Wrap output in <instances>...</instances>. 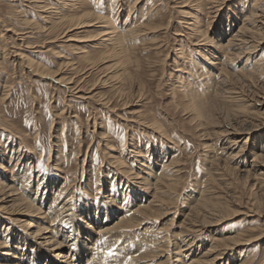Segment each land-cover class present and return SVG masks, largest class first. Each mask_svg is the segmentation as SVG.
Masks as SVG:
<instances>
[{
	"label": "rangeland",
	"instance_id": "rangeland-1",
	"mask_svg": "<svg viewBox=\"0 0 264 264\" xmlns=\"http://www.w3.org/2000/svg\"><path fill=\"white\" fill-rule=\"evenodd\" d=\"M78 1L74 6L76 12L86 9L87 12H96L98 15L106 13L108 0H100V5L97 4L99 0ZM181 1L125 0L119 23L126 17L132 22V13H140L139 7L143 6L149 13L157 14L152 24L158 25L159 29H148L142 36L138 34L134 40L137 41L135 45L128 42L135 47L131 49L133 54L127 56L125 62L122 59L124 63H119L111 55L113 46L107 47L110 45L101 41L106 37H101L100 34L97 41L91 39L88 43L76 42V37L80 40L86 35L97 36L101 31L103 23L97 20L95 22L94 17L88 18L93 25L59 35L62 30L59 29V15L56 13L68 12L62 0H0V183L5 182L7 174L11 175L10 178L19 174L20 177L26 175V181L20 180L18 183L16 196L26 197L27 201L33 200V204H37L29 193L30 190L37 187L36 182L43 181L46 177L55 179V193L60 210L53 214L52 219L47 217L51 220L48 221L50 225H65L64 220L80 212L81 206L89 202L111 205L117 212L130 202L129 196L132 193L136 196L137 193H142L146 197L144 205H131L132 211L137 208L139 210L130 223L121 227V237L112 246L118 250L125 239L132 241L137 238L136 241H139L141 237L152 233L157 238L152 244L155 245L153 251H150L152 256L155 253L158 255L155 259L149 257L153 260L142 258L137 262L139 264H161L165 260L168 264H175L178 247L174 242L179 239L180 245L186 243L181 241L184 236H179V232L181 229L187 230L194 222L193 217L197 216L196 204L203 199L221 204L226 201L227 204L224 203L230 204L232 213H224L223 217L226 219L214 227L215 231L211 226L201 233L204 244H216L217 235H240L238 245L222 251V264H227L228 259L230 264H264V149L260 151V147L253 146L264 141V125L261 124L264 122V115H247L244 112L234 114V111L241 110L249 102L236 99L231 93L230 99L226 96L229 94H225L218 100L215 96L217 88L212 93H206L199 83L202 77L195 78L193 73H185L189 72L190 66L183 63V54L192 62V59L199 56L198 50L206 43L203 38H199L194 23L190 25L191 17L183 11L187 9L193 11V15L201 16L203 13L195 5L190 6V9ZM231 2H237L241 8L242 5L252 6L255 0H226V7ZM259 5L257 9L263 14L261 10L264 8V0ZM260 19L259 17L257 20ZM209 21L207 36L214 30L217 18L214 15ZM251 23L254 24L253 21ZM73 37L75 41L68 40ZM99 41L103 44L98 45V48L95 43ZM7 44L10 48L8 51L5 50ZM81 47L88 50V57L98 60L96 68L87 63V54ZM20 53L38 61L46 70L57 71V77L72 78L81 85L83 91H70L64 84L58 83L57 78H51L50 73H46L45 77L29 73L27 65L17 55H21ZM100 54L105 57L99 56ZM261 54H264V41L247 64H253L254 58ZM83 56L86 58H82ZM242 59L234 61L235 65L232 67L228 66L231 71L240 74V77L244 76L243 72L238 73L245 62ZM108 65L109 68L113 67L112 71L106 68ZM104 67L108 70L105 71ZM193 69L194 67L192 71ZM261 73L252 75L251 80L242 79L243 81L236 75L233 80L228 81L230 92L255 94L254 91L260 89L256 83L264 82V73ZM221 77L220 72L219 80ZM262 91L264 90L260 89L255 97L264 100ZM205 98L206 101H211L213 116L209 117L212 121L205 115L197 116L194 112L195 103L206 102ZM212 105L217 110L219 108L220 113ZM228 109L233 110V114H227ZM223 110H226L225 113ZM220 114L222 117L227 114L228 120H223ZM230 119L236 127L231 125ZM153 121L161 124L163 129L153 126ZM257 124H261V127L256 126ZM225 129L230 130L232 135H227ZM234 134L239 137L236 141L230 137ZM246 136L249 137V142L244 146ZM161 146L167 147L171 153L163 159L169 165L167 172L173 171L178 179L172 175L165 177L161 174V168L155 171L158 179L161 177L159 180L154 177L155 174L148 176L145 173L153 165V153L150 151ZM261 153L263 154L259 155ZM19 157L22 159L19 160ZM240 157L243 159H239ZM253 161L256 166L262 165L261 169L254 166ZM144 164L150 168H146ZM146 177L154 185H145L143 179ZM20 179L23 180L22 177ZM173 179H176L174 191L169 187V183L174 182ZM42 184L43 188L47 183ZM128 187L131 192L127 191V197L120 199L116 194L117 190H128ZM6 196L0 195V200L3 199L6 203L5 206L0 203V255L8 248L9 240L4 237L8 238L9 232L13 234L14 231L31 233L34 226L31 227L29 221L36 219L38 214L35 209H27L23 202L18 203L17 199L11 201ZM43 208L46 209L45 205ZM198 217L200 216L197 219L201 223L202 218ZM198 240L199 238L196 241Z\"/></svg>",
	"mask_w": 264,
	"mask_h": 264
},
{
	"label": "bare ground",
	"instance_id": "bare-ground-1",
	"mask_svg": "<svg viewBox=\"0 0 264 264\" xmlns=\"http://www.w3.org/2000/svg\"><path fill=\"white\" fill-rule=\"evenodd\" d=\"M62 1H63L64 5H66L68 12L66 14H62L63 12H60V11L56 13L57 16L59 15L57 17L59 20V21L57 20L59 23V27H60L59 29L62 30V31L59 30V31H61L59 33V35L62 33L63 34L66 33V31H72L74 29H76V31H78L79 28H86V27L93 25V24H91V20H89L88 18L94 17V21L97 20V21H100L103 23L102 24L103 26L100 25V26H102V27H100L101 31L97 34V36L100 34L101 37H106V38H103V40H101V41L106 42L108 45H110V46L105 45V47L106 46L107 47L113 46V48H111V51H110L111 55L116 57L119 60V63L120 62L124 63L125 61H127L126 57L129 56L130 54H133V53H131L132 52L131 49L133 47L132 44L135 45V43L137 42L134 40H136V36H138V34H141V36H142L144 34V32H146L148 29H152L153 31L159 29L158 25H153L154 23L152 24V22H153L152 20H154L153 18L157 14L153 15V14L149 13L148 11L144 10L145 8L143 6L139 7V9H141L140 13L139 12H138V14H137V12L132 13V14H134L133 15L134 17L133 18L131 17L132 22H130L128 20V18L126 17V19L124 21L119 23L118 19L121 16L122 9L125 5V3H123V2L125 0L124 1H122V0L121 1L120 0H108L107 5L105 6V9H106L105 15L104 14L98 15V14H96V12L95 13L87 12L86 9L80 10V12H76V11H74V6L76 5L78 0H62ZM237 2H233V3L231 2V4H229L228 7H226L227 6L226 0H182L180 2L182 4L185 3L183 5H185L187 7L195 5L196 8H199V10L201 11V14L203 13L201 16V15H198L197 13H196L197 15H193L194 14L193 11L191 12V11H188L187 9H184V11H183L185 13V15L191 17L192 22L189 21L190 25L194 23V25L196 26L195 30L199 32V35H200L199 38H201V40L203 38V41H205V43H206V44L204 43L205 46H203L200 50H198L199 56L192 59V62H189V60H187V57L183 54L184 58L186 57V59L183 58V63L186 65L188 64L190 66L189 72L187 71L185 73L188 75H190V73L191 74L193 73L192 76H194L195 78L202 77L201 78L202 81H200L199 83L201 84L202 87H204V91L206 93H212L211 91L217 88L218 93L216 92L217 95H215L217 97V99L220 96H221V98H223V95H225V94H229L226 96H227V98L230 99L231 98L230 93H231V94H233L232 96L236 97V99H240V100H244V101L246 100L245 102H247V101L249 102L246 106H243V108H241V110L234 111L235 112L234 114H237V112H239V113L244 112L247 115L248 114H252V115L257 114V116H261V115H264V109H263L264 108V100L255 97V95L259 94L258 92H260V89L264 90V82L263 83H258V82L256 83L257 86L260 87V89H259V91H256V92L254 91L255 94L252 93L253 95L252 94L250 95L249 93L246 94L247 92L245 90H243L246 92L245 95L244 94L243 95L242 94H236L237 92H230V87L228 85V81L233 80V77H235L237 75L236 71L235 72H234V70L231 71L229 69V67L234 66L235 65L234 61L240 60V58L242 59L244 57L242 60H245V62L242 64L243 67H241V70H239V72H238V73L243 72L244 76L241 75L242 77H240L239 76L240 74L236 76L239 79L241 78V81L251 80L252 75L257 74L258 72L264 73V57H263L264 54H261L258 58H254L255 60H254L253 64H251V65H250V63L247 64L249 61L252 60L254 53H256V51L261 47L262 41H264V8H262V10H261V12L263 14H260L259 10L257 9V5L261 4V0H255V3L252 4V6H250V7H247V6L245 7L242 5L241 8H240V5L236 4ZM243 2H245V0H243ZM99 3H100V0L97 4H99ZM244 5H246V4H244ZM185 6H183V7H185ZM224 6L226 9H224ZM134 8H135V6H134ZM64 9H66V8L64 7ZM190 9H191V7H190ZM128 13H131V12H129V10H128ZM204 15L208 19V20L206 19L207 22H206L205 27H204V25H205L204 22L206 20L204 19L205 18ZM214 15L217 18V21H216L217 23H216L214 30L212 31L211 35L207 36L209 34L207 32L209 30V29L207 30V28H208L207 25H210L209 24L210 23L209 18H214ZM259 17L261 19L257 20ZM119 21H121V20L119 19ZM251 21H253L254 24H252ZM58 23H57V25H58ZM92 23H94V22H92ZM114 23H115V25H114ZM160 27H161V25H160ZM192 28H194V27H192ZM195 33H197V32H195ZM195 33H194V35H195ZM97 36L86 35V37H83V38L81 37L80 40H78L79 38L76 37V39H77L76 42L88 43L91 41V39H95L97 41L100 39L99 38L100 36H98V37ZM197 39H198V37H197ZM68 40L69 41H75L74 37L69 38ZM101 41L95 43L96 46L103 44V43H101ZM128 42L132 43V44L129 45ZM195 43H196L195 45H198L197 44L198 42H195ZM8 46H9L8 44L5 46V50H7V51L10 50V48ZM102 47H104V46H102ZM98 48H99V46H98ZM133 48H135V47H133ZM81 49H83V48L81 47ZM117 49H119V51ZM83 51H85V50L83 49ZM83 51H82V53H83ZM110 52H109V54H110ZM8 53L10 54V52H8ZM78 53H79V51L77 52V54ZM80 53H81V51H80ZM85 53L87 54L88 50H86ZM22 54L21 55L17 54V55L19 56V59L21 58L23 60V62L27 65L29 73H33L34 75H38L41 77H43V76L45 77L46 73H48V74L50 73L49 75L51 76V78H53V79L57 78V82L60 84H64L67 88H69L70 91L74 92V90H77V92H74V93H79L80 91H83L81 85L75 83L72 80V78H70V77L69 78L68 77H57L56 76V75H58L57 71L52 72L50 70H46L45 68H43V66L41 64L37 63L38 61L36 62L35 60L30 59L27 56V54H25V55L24 54L22 55ZM89 54H90V52H89ZM101 55L104 56L103 54H100L99 56H101ZM86 56L88 57V54ZM86 56H83L82 58L85 59ZM90 57H88L85 60L87 61L88 64L95 67L98 63L97 62L98 60L94 61ZM101 58H102V60L104 59L103 57H101ZM122 59L124 60V62L122 61ZM106 60H108V59H106ZM71 63H69L68 65L70 66ZM110 66H113V65H110ZM193 67H194V69L192 71ZM106 68H109V65ZM111 68L113 69V67H110L109 69H111ZM236 68H233V69H236ZM104 69H105V67H104ZM112 69H111V71H112ZM115 69H116V67H115ZM107 70L105 69V71H107ZM220 72L222 73V77L219 80ZM112 75L114 76V74H112ZM112 75L110 77H112ZM186 78H187V76H186ZM109 79H111V78H109ZM189 82H191V79ZM188 84H190V83H188ZM72 86L73 87L76 86V88L75 87L73 88ZM252 86L249 85V87H252ZM195 89L191 90V92L193 93V91ZM262 92L264 94V91H262ZM122 93H120V94L122 95ZM88 94H90V93H88ZM80 95H82V94H80ZM92 95L93 94H91V96ZM213 96H214V94H213ZM244 96H246V97H244ZM80 97L84 98L85 96L82 95ZM190 97H191V95H190ZM198 98L199 97H197V99ZM207 99H208V97H207ZM213 99H214V97H213ZM205 101H206V98H205ZM212 101H214V100H212ZM215 101H216V99H215ZM209 105H210V107H209ZM213 105H212V107H213ZM216 108L217 107H213V109H216ZM211 109H212L211 108V101H208V100L206 102L201 103V104L196 102L195 106H194V110H195L194 112L197 113V116L205 115V117H208V120L211 116H213V114H211L212 113ZM223 109H224V107H223ZM262 109H263V111H261ZM218 110H220V109L218 108ZM218 110H217V112H219ZM225 111L223 113H225ZM232 111L233 110L228 109L226 112H227V114H230V113L233 114ZM215 113H216V111L214 110V115H215ZM219 113H217V114H219ZM239 113H238V115H239ZM227 114L225 115L226 117L225 116L222 117L223 116L222 114H220V115L223 119V118H227ZM245 114H241V115H245ZM230 116H233V115H230ZM230 116H228V117H230ZM201 118L203 119V117H201ZM211 118H210V120H211ZM204 120L205 119H203V121ZM225 120H228V118ZM230 121H231V119L229 120V122ZM242 121H244V120H242ZM157 123L158 122L153 121L152 125L158 129H163L160 126L161 124L159 125V123L158 124ZM229 124H227V125L229 126ZM261 124L264 125V122H262ZM261 124H257L256 126L261 127ZM231 125H233V124L231 123ZM236 126L237 125H235L234 127H236ZM229 128H230V126H229ZM248 129H247V131H248ZM225 130H227V129H225ZM236 130H237V128H236ZM226 132H227V135H228V133H229V135L230 134L232 135L230 130H227ZM235 135L236 134H234V136H230L233 138V141H236L239 138L238 136H235ZM248 142H249V137L246 136L245 141L243 142V145L246 146ZM263 143H264V141H263ZM263 143L260 142V145H258V146L253 144V146L255 148L260 147V149H261L260 151H263V149H264ZM254 151H253V153H254ZM238 152H240V151H238ZM150 153H153L151 157H153V159H154L153 165L151 164L152 167L150 168V166L148 167L147 164H144L146 166V168H150V171L145 170V173H147L148 176L155 174L154 177L158 179V174H156L155 171L159 170L161 168L162 169L161 174H163L165 177L170 176V175L175 177V174L173 173V171L167 172L169 165H167L166 161L163 160L164 158H166L168 156V154L169 155L171 154L167 147L161 146L159 148H156L155 150L153 149V151L151 150ZM22 154H24V153H22ZM262 154L263 153H261L259 155H262ZM236 155L238 157L237 153H236ZM141 157H144V155L143 156L141 155ZM230 157H233V156H230ZM20 158L21 157H19V160L22 159V158L21 159ZM58 158L60 160V156H58ZM241 158L242 157H240L239 159H241ZM151 161H152V159H151ZM254 162L255 161H253V163ZM260 162H261V160H260ZM122 164H124V163H122ZM253 165L256 166V163H254ZM260 166H262V165L258 164V166H256V167H259V169H261ZM4 169L6 171L8 170V168H5V167H4ZM247 171H249V170H247ZM129 173H130V171H129ZM176 175H177V173H176ZM5 176H6L5 182L0 183V195H4V196L7 195L6 197L7 198L10 197L9 199L11 201L17 199L18 203L23 202L22 204H25L27 209H30V208L35 209V211H37L38 214H37L36 219H31L33 221H29V225L31 227H32V225L34 226L31 233H29L28 231L27 232H22V231L16 232V231H14L13 234H11V232H9L8 235L10 237L9 236H8V238L6 236L4 237L5 239L9 240V243L7 245L8 248L5 249V251H2V253L0 255V264H139L140 262L139 263H137V262L139 260L141 261L142 258H145V259L147 258V259L153 260L154 257H157V255H158L157 253H155L154 256H152V252H151V251H153V249H152L153 246H155L152 244L157 238L152 233L147 235V236L145 235V236L141 237V239L139 241H136L137 238L132 240V241H128L127 239H125L121 244V248L120 249L118 248V250L113 249V247H112L116 243V239L121 237V234H122L121 227L125 224L127 225L128 223H130L131 220H133V218L136 216L135 214H137V211L139 210V208H137L134 210L135 212L132 211L131 205L132 206L137 205L139 207L138 204L139 203L143 204V202H144L143 200L146 199L145 195H143L142 193H140V192L137 193V196L134 195V193H132V196H129L131 198L130 202L126 205L124 204V208L122 210H118L117 212H115L116 208L112 207L111 205H108L105 203L92 204L91 202H89L86 205L81 206L80 212H78L77 214H74L73 216H70L68 219L64 220L65 225H62V224H60V225L51 224L50 225L48 223V221L51 222V220L48 219L49 216H50V219H52L53 214H55L58 210H60L59 204H57L58 196L55 193V189L57 187L56 186V180L55 179L53 180L50 177L49 178L46 177L43 181L36 182L37 187L35 189H31L29 192L34 197L35 201H37V204L36 203L33 204V200H31V202H30V201H27L26 197H23L20 195H19V197L16 196L18 194L17 193L18 183L20 180L25 182L26 181V179H25L26 175H21L23 180L20 179L21 178L20 174L14 176L15 179L10 178L11 175H8V174ZM175 178H177V176ZM255 178H256V176H255ZM143 181H144V184L147 185L148 187L149 186L151 187L153 184L148 177L144 178ZM42 183H47V184H45L42 188V185H43ZM175 183H176V179L174 180V182L169 183L170 184L169 187L172 188V191H174L173 188H174ZM62 187H64V186H62ZM127 191L131 192V190H129V187H128V190L127 189L126 190L124 189L122 191L117 190L116 194H117V196L121 197V198L119 197L120 199H123V197H127V195H126ZM10 192H12V194H10ZM7 193H9V194H7ZM139 199H141V200H139ZM126 200H127V198H126ZM3 201H4L3 199L0 200V203H2V205L5 206L6 203H4ZM224 202L226 203V201H224ZM224 202H222L223 204H221V202L219 203V202H213V201H208L207 199L206 200L203 199V200H200V202L198 204H196L195 208L197 209V211L196 212L193 211V212H195L197 214V216H200L202 218L201 223H199L200 220L198 221L197 216L194 215V217H193L194 222L192 221L193 223L187 228V230H182V229L180 230L179 236L180 235L184 236L183 239L181 238V241H185L186 243L184 242L185 244L180 245V242L178 241L179 239H177L174 242L176 245V248L178 247L177 252L175 251L176 252V258L173 257V259L175 258V260H174L175 264H219L222 261L221 260L222 258L220 257L223 254L222 251L225 248H228L230 246L234 247V246L238 245L239 239L241 238L240 235H235V236L234 235H229V236L227 235V236L219 237V235L216 234L217 235L216 239L218 241L216 240L217 242L213 246L204 244V240L202 238L203 235H201V233L205 229H207V227L213 226L212 230H214V227H216L217 225H219V223L224 221L226 219L223 217L224 213H228V212L232 213L231 209L229 208L230 204L226 205L227 203L225 204ZM15 203H16V201H15ZM44 205L46 208L45 210L43 208ZM9 208H10V206H9ZM192 209H193V207H192ZM28 213H29V211H28ZM200 217H198V218H200ZM54 219H56V217H54ZM197 221H198V223H197ZM25 223H26V221H25ZM184 225H185V222H184ZM195 233H196V235H195ZM59 237H61V239H58ZM138 238H140V237L138 236ZM198 238H199V240L196 241ZM169 239H170V237H169ZM168 244H169V241H168ZM240 244H241V241H240ZM133 248H135V249H133ZM171 249H172V247H171ZM204 250H205V252H203ZM154 252H156V251H154ZM201 253H203V255H200ZM149 257H153V258H149ZM229 261L230 260L228 259L227 264H230ZM165 262H167V260L163 261L161 264H165ZM241 263H243V262H241ZM167 264H168V262H167ZM220 264H222V262ZM233 264H238V263L235 262Z\"/></svg>",
	"mask_w": 264,
	"mask_h": 264
}]
</instances>
